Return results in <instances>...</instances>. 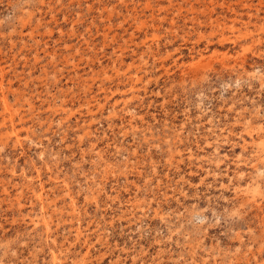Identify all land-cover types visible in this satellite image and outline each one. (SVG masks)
Returning a JSON list of instances; mask_svg holds the SVG:
<instances>
[{"label":"rangeland","instance_id":"1","mask_svg":"<svg viewBox=\"0 0 264 264\" xmlns=\"http://www.w3.org/2000/svg\"><path fill=\"white\" fill-rule=\"evenodd\" d=\"M0 264H264V0H0Z\"/></svg>","mask_w":264,"mask_h":264}]
</instances>
